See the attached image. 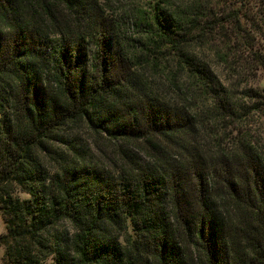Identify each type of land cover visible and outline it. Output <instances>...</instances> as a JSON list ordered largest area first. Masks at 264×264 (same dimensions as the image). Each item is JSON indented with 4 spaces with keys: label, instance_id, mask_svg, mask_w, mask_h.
Wrapping results in <instances>:
<instances>
[{
    "label": "trees",
    "instance_id": "16d2710c",
    "mask_svg": "<svg viewBox=\"0 0 264 264\" xmlns=\"http://www.w3.org/2000/svg\"><path fill=\"white\" fill-rule=\"evenodd\" d=\"M262 70L264 0H0L2 263L264 264Z\"/></svg>",
    "mask_w": 264,
    "mask_h": 264
},
{
    "label": "rangeland",
    "instance_id": "374dc122",
    "mask_svg": "<svg viewBox=\"0 0 264 264\" xmlns=\"http://www.w3.org/2000/svg\"><path fill=\"white\" fill-rule=\"evenodd\" d=\"M123 1H119L121 4ZM117 3V2H116ZM119 6V5H118ZM209 58L211 60V64L219 76L224 82H227L229 79L233 82L232 78L230 77L229 71L226 69L223 63L219 62L217 58L211 53L209 54ZM253 85L257 87L262 94H264V70L259 71L256 80L254 81ZM247 129L252 131L254 134L259 135L264 143V114L260 113H253L251 116L247 118ZM20 197L24 196V194H18ZM5 231L4 222L1 217L0 213V234ZM4 247L0 244V264L2 263V256H3Z\"/></svg>",
    "mask_w": 264,
    "mask_h": 264
}]
</instances>
